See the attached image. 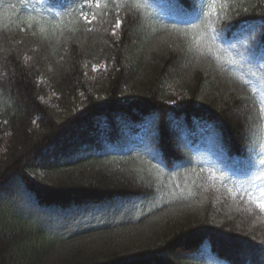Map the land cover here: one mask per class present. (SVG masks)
<instances>
[{"label":"trees","instance_id":"1","mask_svg":"<svg viewBox=\"0 0 264 264\" xmlns=\"http://www.w3.org/2000/svg\"><path fill=\"white\" fill-rule=\"evenodd\" d=\"M261 160L264 0H0V264H264Z\"/></svg>","mask_w":264,"mask_h":264},{"label":"snow or ice","instance_id":"2","mask_svg":"<svg viewBox=\"0 0 264 264\" xmlns=\"http://www.w3.org/2000/svg\"><path fill=\"white\" fill-rule=\"evenodd\" d=\"M100 6H101L100 3L98 2V3L96 4V7L99 8ZM106 6H107V5L105 4V7H106ZM214 8H215V5H213V10H214ZM84 19H85V21H86L87 23H89V24L91 23V21L88 20V17H84ZM92 19L95 20L96 17L93 16ZM123 23H124V21H122V20H119V19L116 20V22H115V24H114V26H113V32H112V35H115V34H116V31H115V30H116V29H120V28L122 27ZM245 83H247V82H245ZM260 163H261V164H264V160H261ZM254 202L256 203V205H257L262 211H264V192H261V193H260V198H256V199L254 200Z\"/></svg>","mask_w":264,"mask_h":264}]
</instances>
